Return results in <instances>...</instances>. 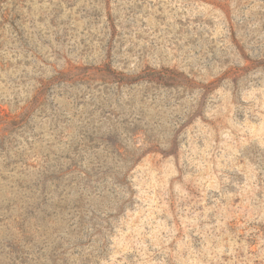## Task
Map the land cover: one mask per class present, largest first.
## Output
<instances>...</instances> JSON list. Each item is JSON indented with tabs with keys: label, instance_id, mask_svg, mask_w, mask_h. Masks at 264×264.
Wrapping results in <instances>:
<instances>
[{
	"label": "rangeland",
	"instance_id": "obj_1",
	"mask_svg": "<svg viewBox=\"0 0 264 264\" xmlns=\"http://www.w3.org/2000/svg\"><path fill=\"white\" fill-rule=\"evenodd\" d=\"M0 264H264V0H0Z\"/></svg>",
	"mask_w": 264,
	"mask_h": 264
},
{
	"label": "trees",
	"instance_id": "obj_2",
	"mask_svg": "<svg viewBox=\"0 0 264 264\" xmlns=\"http://www.w3.org/2000/svg\"><path fill=\"white\" fill-rule=\"evenodd\" d=\"M112 74H114V71L112 72ZM179 75L181 74L177 73L175 70H172L170 68H165L163 70H149L137 76L123 75L120 76V79L123 82H132L139 79L149 78V79H155L161 84L170 86V85H175L178 83V81H180V79L178 78Z\"/></svg>",
	"mask_w": 264,
	"mask_h": 264
}]
</instances>
